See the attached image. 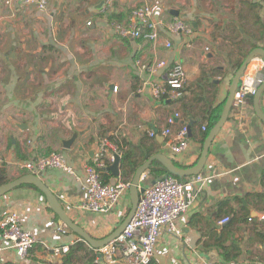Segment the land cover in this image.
<instances>
[{"label": "crops", "instance_id": "1", "mask_svg": "<svg viewBox=\"0 0 264 264\" xmlns=\"http://www.w3.org/2000/svg\"><path fill=\"white\" fill-rule=\"evenodd\" d=\"M7 2L0 0V157L5 160L0 169L8 182L27 175L41 179L67 215L96 241L115 234L129 217L135 194L131 185L142 165L150 163L138 195L161 178L151 174L152 168L163 166L161 159L182 170L197 167L206 139L202 142L203 129L224 110L237 71L234 64L264 49V0H47L45 11ZM144 3L154 7L158 19L185 20L192 35L162 30L156 42L116 36L111 24L126 22ZM138 60H164L167 66L151 77L138 70ZM178 64L187 76L183 97L155 100L151 84ZM263 65L264 59L257 57L244 74L256 75ZM203 75L206 80L198 85ZM237 93L203 169L181 178L208 181L196 187L188 212L176 222L177 233L162 234L151 264H264V121L254 100L241 106ZM259 104L264 114V93ZM176 114L174 132L182 124L192 126L190 147L180 155L171 150L172 138L161 135ZM152 131L155 137L149 135ZM105 139L118 145L121 162L119 176L106 170L103 177L107 183L123 179L131 185L110 212L96 214L83 208L84 167L100 153ZM52 152L64 155L75 176L60 169L36 175L21 168ZM9 212L19 215L37 241L22 261L0 235L3 264H112L86 242V248L71 254L80 237L59 231L63 223L35 186L22 184L2 195L0 222ZM225 218L230 221L221 225ZM65 245H70L67 255L54 254V248ZM85 252L96 261L81 262Z\"/></svg>", "mask_w": 264, "mask_h": 264}, {"label": "built area", "instance_id": "2", "mask_svg": "<svg viewBox=\"0 0 264 264\" xmlns=\"http://www.w3.org/2000/svg\"><path fill=\"white\" fill-rule=\"evenodd\" d=\"M10 2H18L25 6L35 5L40 11H45L48 4L47 0H8L7 4ZM91 24V22L88 23V26ZM111 27L114 34L119 38L136 40L145 38L153 42L159 39L162 30L185 37L193 33L191 26L181 18L177 17L171 22L156 18L154 7L147 3L133 9L126 22L114 21ZM170 46L171 44L167 43V47ZM136 65L139 71L155 77L160 69L167 66V63L162 60L147 64L138 60ZM263 71L264 65L256 75L244 74L245 76L243 75L241 78L237 93L238 102L241 106L245 104L248 98H253L263 85ZM186 84V70L178 64L168 70L164 79L158 75L157 80L151 84V93L157 101L163 99L177 101L183 97ZM179 116L176 114L170 117L168 119L169 127L163 129L161 133L163 137L172 138L170 147L175 155L184 153L191 143L187 124H182L176 132L173 131V126L178 124L176 119ZM203 130L206 131V128ZM149 135L155 137L156 134L152 131ZM109 152L111 156L108 159ZM116 154L120 156L118 145L108 139L102 140L100 153L92 163L85 165L86 201L83 205L85 210L96 214L108 213L130 188L131 184L123 179H119L113 184L103 182L104 173L108 165L114 163ZM4 162L5 160L0 157V165H3ZM21 168L36 175L48 169H60L71 176H75L74 169L68 164L64 155L59 152L38 157L22 164ZM207 181L208 179L201 176L187 181H182L175 176L159 178L151 187L139 195L136 212L124 232L108 245L97 249V253L101 254L106 262L112 264L116 262L118 264H151L162 234L164 232L172 235L177 233L176 222L188 212L195 198L196 187L202 188ZM229 221V218H225L220 224L224 225ZM59 231L66 234L69 229L62 224L59 226ZM0 235L2 240L8 243L9 249L14 251L22 261L29 257L30 251L37 241L32 232L24 229L16 212H9L3 217L0 222ZM79 241L82 239L79 238ZM53 252L57 256H65L70 252V245L54 248ZM3 263L4 248L0 245V264ZM203 264L214 263L206 261ZM227 264L237 263L230 262Z\"/></svg>", "mask_w": 264, "mask_h": 264}, {"label": "water", "instance_id": "3", "mask_svg": "<svg viewBox=\"0 0 264 264\" xmlns=\"http://www.w3.org/2000/svg\"><path fill=\"white\" fill-rule=\"evenodd\" d=\"M257 57H260L264 59V49L258 48L251 52L245 61L242 63L240 68L235 72L234 78L231 82L230 89H229V95L226 100L224 110L215 124V126L209 131V133L206 136V139L204 141V147H203V153L200 158V161L195 169L191 170H182L178 167H176L172 162H170L167 159H161V163L165 167V169L172 175L182 178V177H188L191 175H196L201 172V170L204 167V164L206 162V157L208 155V151L210 149V146L212 145L213 141L216 139L218 134L220 133L221 129L224 127L226 122L228 121V118L230 116V113L234 107L235 104V95L237 92V89L239 88L241 84V78L243 77L244 73L246 72L247 67L249 64ZM213 81L218 82V80L213 79ZM264 93V83L263 85L259 88L257 91L256 95L252 98L255 102V110L257 116L264 121V114L260 109V99L261 96ZM189 127V137L192 138V127L191 124H188ZM77 134H75L72 139L65 141L64 142V147L65 148H70V146L73 144L74 140L76 139ZM159 138H161L159 136ZM115 161L113 164L109 165L106 170L111 171L113 175L119 176L120 175V162H121V156L115 155L114 156ZM149 162L146 163L145 165H142L135 173L131 188L134 190L135 194L132 196V202H133V207H132V212L130 213L129 217L126 219V221L122 224V226L119 228V230L111 235L110 237H107L106 239H103L101 241H96L93 240L90 235H88L79 225H77L64 211L60 203L58 202L56 196L52 191L49 189V187L38 177L34 175H27L24 176L16 181L12 182H7L3 185L0 186V197L11 190L15 189L19 185L22 184H30L35 186L46 198V201L53 211V213L59 218V220L72 232L77 234L83 242H86L88 245H90L94 249H100L106 245H108L111 241L117 239L125 230L127 225L130 223L132 220L137 206H138V201H139V195L137 194L138 188H139V182L140 178L143 175V173L146 171V169L149 167ZM142 193V191H141ZM100 258H103L101 254H99Z\"/></svg>", "mask_w": 264, "mask_h": 264}, {"label": "trees", "instance_id": "4", "mask_svg": "<svg viewBox=\"0 0 264 264\" xmlns=\"http://www.w3.org/2000/svg\"><path fill=\"white\" fill-rule=\"evenodd\" d=\"M242 64H241V61H239V62H237V63H235L234 64V69L235 70H238L239 68H240V66H241ZM204 75H206V74H204ZM204 75H203V77H204ZM203 80H206L205 79V77L204 78H202V79H200L199 81H198V85H201V83H202V81ZM219 120V116L218 117H216V118H214V119H210V123H209V126L206 128V131H205V134L203 135V138H202V142L204 141V139H205V137H206V135L209 133V131L215 126V124L217 123V121ZM192 127V126H191ZM124 158H126V159H128V156H127V154L125 155L124 154ZM160 165V169H157V168H152L151 169V174H154L155 176L157 175V177H165V176H174V175H172V174H170L166 169H165V167H163L161 164H159ZM176 177V176H175ZM178 178V177H177ZM180 180H181V178H179ZM8 182V179H7V176H6V171L4 170V169H0V186L1 185H3V184H5V183H7ZM103 182L105 183V184H107V181L105 180V177H103ZM34 187V186H33ZM39 191V190H38ZM86 248V245L84 244V242L83 241H81V242H78L77 244H76V246H75V249L73 250V252L71 253L72 255L75 253V252H79L80 250H82L83 248ZM89 258V253H86L85 255H83V259H88ZM72 259V256L70 257V260ZM94 261H96V256H93V257H91V258H89L88 259V262H94Z\"/></svg>", "mask_w": 264, "mask_h": 264}, {"label": "rangeland", "instance_id": "5", "mask_svg": "<svg viewBox=\"0 0 264 264\" xmlns=\"http://www.w3.org/2000/svg\"><path fill=\"white\" fill-rule=\"evenodd\" d=\"M85 254H86V252H85ZM83 260H84V259L82 258V261H81V262H83Z\"/></svg>", "mask_w": 264, "mask_h": 264}]
</instances>
